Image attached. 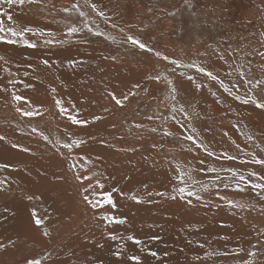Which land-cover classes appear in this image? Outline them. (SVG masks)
I'll return each instance as SVG.
<instances>
[{
    "label": "rangeland",
    "instance_id": "374dc122",
    "mask_svg": "<svg viewBox=\"0 0 264 264\" xmlns=\"http://www.w3.org/2000/svg\"><path fill=\"white\" fill-rule=\"evenodd\" d=\"M0 264H264V0H0Z\"/></svg>",
    "mask_w": 264,
    "mask_h": 264
},
{
    "label": "bare ground",
    "instance_id": "6f19581e",
    "mask_svg": "<svg viewBox=\"0 0 264 264\" xmlns=\"http://www.w3.org/2000/svg\"><path fill=\"white\" fill-rule=\"evenodd\" d=\"M30 49V48H29ZM2 76V75H1ZM7 76V75H6ZM5 76V77H6ZM5 79V78H4ZM8 79V78H7ZM7 82H8V80H7ZM11 82V81H10ZM4 86V85H3ZM7 88V87H6ZM13 89V88H12ZM9 92V91H8ZM13 93L11 92V95H12ZM10 99V98H9ZM129 150V149H128ZM78 171V170H77ZM52 173V172H51ZM54 173V172H53ZM47 179V178H46ZM67 179V178H66ZM56 181H57V179H56ZM44 182H45V180H44ZM65 182V181H64ZM59 183H60V181H59ZM61 184V183H60ZM40 185V184H39ZM68 185V184H67ZM59 186V185H58ZM57 186V187H58ZM56 187V188H57ZM60 187V186H59ZM63 187V186H62ZM65 187V186H64ZM60 189V188H59ZM58 188H57V190H58V193H59V195H58V193H57V198L58 199H61L62 200V202L63 203H65V208L64 209H66V211H68L67 209H68V207L69 206H67L66 205V198H65V196H63L62 194H61V192H63V191H60ZM61 190H63V188L61 189ZM66 190V189H65ZM69 192V191H68ZM72 199V198H71ZM69 201V200H68ZM70 204V203H69ZM74 205V204H73ZM71 207V206H70ZM70 209H72V211L74 210V207H72V208H70ZM165 210L166 211H169V209H168V207L167 208H165ZM65 211V212H66ZM86 212H88L87 210H86ZM163 213H165V215H168V213L167 212H163ZM83 214V213H82ZM162 215V214H161ZM76 216V214L75 213H73V215H72V220H73V218ZM87 216V214L85 213V211H84V218ZM154 217L153 216H150V219H153ZM71 220V221H72ZM85 220V219H84ZM70 221V220H69ZM71 221L70 222H68V223H66L67 225H69L70 223H71ZM86 221V220H85ZM150 222H151V220H149ZM24 224H26V223H24ZM27 225V224H26ZM29 229H31V232H32V234L34 235V236H37V230L34 228V227H32V226H30V228ZM216 229V228H215ZM26 230V229H25ZM22 231V230H21ZM23 232H25V231H23ZM58 232V231H57ZM59 233V232H58ZM28 234V233H27ZM26 234V235H27ZM24 235H25V233H24ZM25 235V236H26ZM60 235V234H59ZM22 236V235H21ZM193 236V235H192ZM28 237V236H27ZM46 237V236H45ZM158 237H160V235L158 236ZM194 237V236H193ZM49 238V237H48ZM42 240V238H40V241ZM23 243V242H22ZM42 243H44V242H42ZM41 243V244H42ZM198 248V247H197ZM180 258V257H179ZM212 258V257H211ZM218 260V259H217ZM204 261V260H203ZM211 261V260H210ZM118 262V261H117Z\"/></svg>",
    "mask_w": 264,
    "mask_h": 264
}]
</instances>
